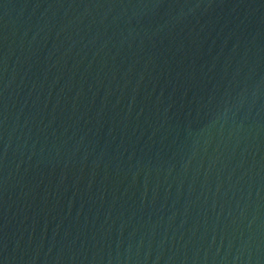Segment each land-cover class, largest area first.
Instances as JSON below:
<instances>
[{"label": "water", "instance_id": "water-1", "mask_svg": "<svg viewBox=\"0 0 264 264\" xmlns=\"http://www.w3.org/2000/svg\"><path fill=\"white\" fill-rule=\"evenodd\" d=\"M0 264H264V0H0Z\"/></svg>", "mask_w": 264, "mask_h": 264}]
</instances>
